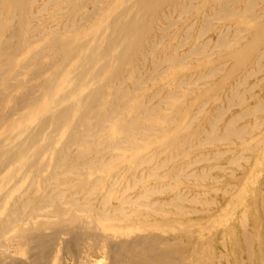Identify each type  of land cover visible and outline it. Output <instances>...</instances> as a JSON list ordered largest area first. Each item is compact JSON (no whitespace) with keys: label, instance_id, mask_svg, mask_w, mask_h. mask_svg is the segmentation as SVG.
I'll return each instance as SVG.
<instances>
[{"label":"bare ground","instance_id":"bare-ground-1","mask_svg":"<svg viewBox=\"0 0 264 264\" xmlns=\"http://www.w3.org/2000/svg\"><path fill=\"white\" fill-rule=\"evenodd\" d=\"M0 264H264V0H0Z\"/></svg>","mask_w":264,"mask_h":264}]
</instances>
